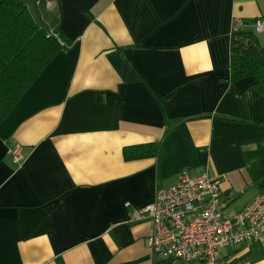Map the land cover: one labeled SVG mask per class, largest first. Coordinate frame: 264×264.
I'll use <instances>...</instances> for the list:
<instances>
[{"label":"crops","instance_id":"crops-1","mask_svg":"<svg viewBox=\"0 0 264 264\" xmlns=\"http://www.w3.org/2000/svg\"><path fill=\"white\" fill-rule=\"evenodd\" d=\"M22 1L62 48L0 123V264H208L154 256L128 217L182 174L217 177L229 218L264 194V96L228 80L233 21L264 45V0Z\"/></svg>","mask_w":264,"mask_h":264},{"label":"built area","instance_id":"built-area-1","mask_svg":"<svg viewBox=\"0 0 264 264\" xmlns=\"http://www.w3.org/2000/svg\"><path fill=\"white\" fill-rule=\"evenodd\" d=\"M242 23L235 19L232 31L242 27ZM253 25L256 33L264 32L261 18H256ZM10 153L14 162H20L18 145ZM219 183L207 172L196 176L182 174L175 185L157 188L153 202L133 209L128 220L151 222V233L144 245L156 257L222 264L218 255L221 247L253 242L264 250V194L256 195L229 218L225 208L234 195L221 192Z\"/></svg>","mask_w":264,"mask_h":264},{"label":"trees","instance_id":"trees-1","mask_svg":"<svg viewBox=\"0 0 264 264\" xmlns=\"http://www.w3.org/2000/svg\"><path fill=\"white\" fill-rule=\"evenodd\" d=\"M61 48L22 0H0V123ZM246 77L264 96V45L254 32L239 28L232 31L228 80ZM158 153L159 145L153 143L125 149L123 156L131 160Z\"/></svg>","mask_w":264,"mask_h":264},{"label":"bare ground","instance_id":"bare-ground-1","mask_svg":"<svg viewBox=\"0 0 264 264\" xmlns=\"http://www.w3.org/2000/svg\"><path fill=\"white\" fill-rule=\"evenodd\" d=\"M241 28V27H240Z\"/></svg>","mask_w":264,"mask_h":264}]
</instances>
